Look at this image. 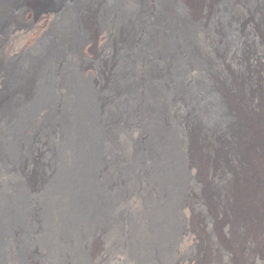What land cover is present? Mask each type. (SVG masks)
Returning a JSON list of instances; mask_svg holds the SVG:
<instances>
[{
    "label": "bare ground",
    "instance_id": "6f19581e",
    "mask_svg": "<svg viewBox=\"0 0 264 264\" xmlns=\"http://www.w3.org/2000/svg\"><path fill=\"white\" fill-rule=\"evenodd\" d=\"M181 1L49 0L0 38V264H264V0ZM104 47L107 93L77 81Z\"/></svg>",
    "mask_w": 264,
    "mask_h": 264
},
{
    "label": "rangeland",
    "instance_id": "374dc122",
    "mask_svg": "<svg viewBox=\"0 0 264 264\" xmlns=\"http://www.w3.org/2000/svg\"><path fill=\"white\" fill-rule=\"evenodd\" d=\"M48 3L49 0H0V38L4 34H6L9 29H12L14 27H20L22 30H26L27 32L37 29L36 23L34 21L31 22L29 18L31 15H35V13L48 6ZM181 3L187 7L188 14L190 13L189 18L193 21V16L195 14V5H193L194 2H187L185 0H182ZM21 10H24L23 14H20ZM21 38L24 39L23 36ZM21 38H17L15 44L11 46L13 48L10 47V50L15 49L18 45L21 44ZM110 40L111 45L113 43L115 44L117 35L115 33H112ZM242 53L244 52H241L239 55H241ZM111 57L112 56L110 54V49L104 47L100 50H96L93 54L83 55L77 58L76 63H79L80 66H84V70L77 77V81L81 84H86L89 87H98V85L100 84L103 87L101 91L107 93L114 83V69L112 66L113 62ZM18 66V61H16L15 58L11 56V54L3 55L0 58V73L6 74V90L12 89V86L15 83L16 69H21V67ZM233 68L234 71L237 72L235 67ZM63 79L64 77L60 79V82H62ZM58 91L59 89L57 90V92ZM2 97L3 95L0 93V101L3 100ZM54 116L55 114H53L51 110L50 114H48V116L41 121V124L39 128L36 129L34 136L30 137L32 140V146L35 143L36 139H41L43 135L48 132L47 129L50 128L52 123L51 119ZM135 145H137V142L135 143ZM43 148L41 147L42 151L40 152L39 156H33L32 158L30 151L29 153H26L21 162L16 163L18 164V166L23 162L25 163L22 168V174L24 175V183H28L26 184L27 186H30L35 181H39L38 184H40L41 182L40 177L42 175V172H44L45 164L47 163V160L49 158V148L45 150ZM196 160L197 162L199 161V164L204 166L207 159L203 155H201L197 157ZM204 167L206 171V166Z\"/></svg>",
    "mask_w": 264,
    "mask_h": 264
}]
</instances>
